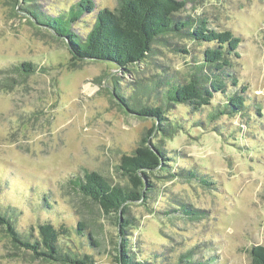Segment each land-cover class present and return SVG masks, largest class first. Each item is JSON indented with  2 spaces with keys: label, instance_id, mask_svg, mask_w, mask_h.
Returning a JSON list of instances; mask_svg holds the SVG:
<instances>
[{
  "label": "rangeland",
  "instance_id": "rangeland-1",
  "mask_svg": "<svg viewBox=\"0 0 264 264\" xmlns=\"http://www.w3.org/2000/svg\"><path fill=\"white\" fill-rule=\"evenodd\" d=\"M74 1L37 0L49 14ZM93 1L113 9L118 0ZM19 6L0 0V78L13 75L20 81L0 90V211L23 236H37L38 225L46 222L72 233L82 221L85 229L79 236L72 233L69 245L90 254L96 264H117L115 213L82 196L72 180L89 170L129 185L117 167L155 121L124 112L113 87L127 94L154 75L184 83L211 44L171 36L170 44H154L144 61L127 70L105 60L74 64L65 42L29 23ZM178 14L202 16L209 28L240 37L238 55L221 76L225 92L215 94L203 113L208 120L186 104H173L167 115L180 129L168 137L154 129L148 136L169 160L166 171L147 174L154 185L149 197L130 204L126 237L145 264H176L188 249L192 259L206 264H252L251 246H264V0H187ZM84 16L85 22L76 25L81 34L93 21ZM22 61L37 70L26 76L9 71ZM235 93L243 97L240 112L220 114L227 95ZM139 99L162 103L155 93ZM186 170L196 177L187 178ZM182 206L201 213L165 214ZM153 253L161 256L151 259ZM0 264L60 263L35 258L0 225Z\"/></svg>",
  "mask_w": 264,
  "mask_h": 264
},
{
  "label": "trees",
  "instance_id": "trees-1",
  "mask_svg": "<svg viewBox=\"0 0 264 264\" xmlns=\"http://www.w3.org/2000/svg\"><path fill=\"white\" fill-rule=\"evenodd\" d=\"M14 3L15 7L21 3L19 10L27 14L29 23L37 28L47 27L57 39L65 42L71 55L70 61L74 64H81L85 60H105L119 69L127 70L128 66L144 61L152 53L154 44H168V37L171 36L211 44L204 48L202 60L193 67L196 71L184 83L154 75L146 83L137 82L127 94L113 87V97L124 112L155 121L147 136L140 139L133 155L124 156L117 167L118 171L123 170V174L128 177L129 185L113 184L98 172L89 170L84 171L82 178L72 180L82 196L98 203L105 213H115L120 235L115 255L117 264H145L144 260L138 258L139 254L131 250L126 237L132 223L129 206L132 202L149 197L154 185L147 174L157 168L166 171V161L169 160L165 149L157 143L147 142V138L154 129L167 137L180 129L179 123L172 122L167 115L173 104H186L191 111H200V115L208 120L203 113L210 107L215 94L225 92L221 76H225V68L231 66L232 56L238 55L240 37L229 30L209 28L208 21L202 16H180L178 13L185 7L187 0H118L113 9L99 8L93 0H76L67 9H60L55 14L43 10L37 0H14ZM84 15H91L93 21L89 29L81 34L76 30V25L85 22L81 19ZM176 49L186 52L180 47ZM37 68L30 61H22L9 67V71L18 76H26L34 73ZM19 83V79L13 75H5L0 78V90L12 89ZM144 93H155L156 99L162 100V103L151 105L141 102L139 98ZM242 101L241 94L227 95L226 109L219 113L231 114L235 109L240 112ZM215 115L213 113L209 117L212 119ZM182 174L183 171L178 173ZM185 175L187 178L196 177L193 171L188 170ZM172 176L176 175L169 173V177ZM173 212L189 217L201 213L182 206L181 209L168 210L165 214ZM0 225L14 243L29 250L35 258L60 264H96L90 254L81 253L69 245L72 233L79 236L85 229L82 221L77 223L72 233L66 227L46 222L38 225L37 236H23L15 228L12 219L0 211ZM88 238L94 243L91 237ZM250 253L252 264H264V246L253 245ZM160 256L159 253H153L150 258L159 259ZM192 256L193 250L188 249L179 254L176 264H206L200 259H192Z\"/></svg>",
  "mask_w": 264,
  "mask_h": 264
},
{
  "label": "water",
  "instance_id": "water-1",
  "mask_svg": "<svg viewBox=\"0 0 264 264\" xmlns=\"http://www.w3.org/2000/svg\"><path fill=\"white\" fill-rule=\"evenodd\" d=\"M42 27H44V28H46V29H48L47 27H45V26H42ZM50 32H52L50 29H48ZM52 34H53V36H55V38L57 37L53 32H52Z\"/></svg>",
  "mask_w": 264,
  "mask_h": 264
}]
</instances>
